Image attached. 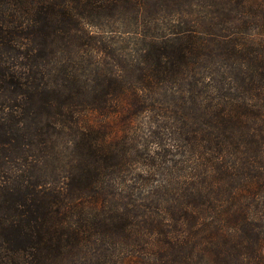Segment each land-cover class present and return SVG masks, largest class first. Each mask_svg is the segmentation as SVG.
I'll return each mask as SVG.
<instances>
[{
	"label": "trees",
	"instance_id": "trees-1",
	"mask_svg": "<svg viewBox=\"0 0 264 264\" xmlns=\"http://www.w3.org/2000/svg\"><path fill=\"white\" fill-rule=\"evenodd\" d=\"M0 264H264V0H0Z\"/></svg>",
	"mask_w": 264,
	"mask_h": 264
}]
</instances>
